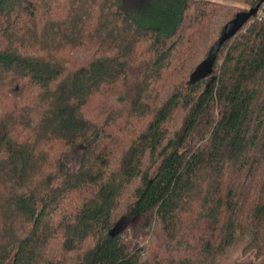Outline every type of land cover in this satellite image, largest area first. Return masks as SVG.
Segmentation results:
<instances>
[{"label": "trees", "instance_id": "trees-1", "mask_svg": "<svg viewBox=\"0 0 264 264\" xmlns=\"http://www.w3.org/2000/svg\"><path fill=\"white\" fill-rule=\"evenodd\" d=\"M238 235L264 264V1L0 0V264H217Z\"/></svg>", "mask_w": 264, "mask_h": 264}, {"label": "rangeland", "instance_id": "rangeland-1", "mask_svg": "<svg viewBox=\"0 0 264 264\" xmlns=\"http://www.w3.org/2000/svg\"><path fill=\"white\" fill-rule=\"evenodd\" d=\"M81 156L80 150L68 153L65 161L71 165L78 163ZM247 237L238 235L230 247L222 252L217 258V264H249L253 261V252H245L244 247Z\"/></svg>", "mask_w": 264, "mask_h": 264}, {"label": "water", "instance_id": "water-1", "mask_svg": "<svg viewBox=\"0 0 264 264\" xmlns=\"http://www.w3.org/2000/svg\"><path fill=\"white\" fill-rule=\"evenodd\" d=\"M257 8L258 7H255L250 9L246 13L238 14L235 20H233L230 24L226 25L221 32L219 40L214 45L215 49H217L224 40L235 34V32L242 27L243 23L246 22L251 16H253L257 12Z\"/></svg>", "mask_w": 264, "mask_h": 264}]
</instances>
